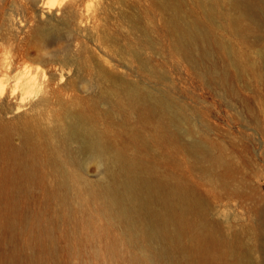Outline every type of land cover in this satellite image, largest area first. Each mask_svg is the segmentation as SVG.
I'll return each instance as SVG.
<instances>
[{
  "label": "bare ground",
  "instance_id": "obj_1",
  "mask_svg": "<svg viewBox=\"0 0 264 264\" xmlns=\"http://www.w3.org/2000/svg\"><path fill=\"white\" fill-rule=\"evenodd\" d=\"M60 1L63 20L37 29L42 50L56 49L69 38L67 25L85 32L90 16L83 15L82 3L106 0ZM152 1L163 15L171 54L223 97L247 71L261 74L264 48L258 49L255 61L249 55L242 63L240 53L213 28H229L231 34L247 39L257 31L258 18L264 17V0H194L206 24L186 9V0ZM126 18L138 35L135 46L123 53L151 76V61L145 57L141 65L140 50L155 51L159 44L139 17ZM51 51L45 63L72 67L77 77L92 76L93 68L80 55L71 54L70 46ZM216 54L226 60L225 65H217ZM231 67L237 71L232 80ZM95 71L98 81L78 82L61 73L59 79L48 76L44 88L39 89L34 78L20 88L21 76L31 70L8 42L0 43V264H11L15 253H24L28 264H46L47 256L57 254L59 238L72 236L76 241L82 229H88L89 237L92 221L80 219L76 206L82 210L91 203L108 220V226L94 236L112 237L106 245L109 256L128 264H264L254 256L257 248H264V212L250 208L251 221L235 228L228 219L217 217L219 210L210 203L209 199L258 203L260 197L243 166L211 139L207 124L169 94H156L151 87L123 77L113 79L100 65ZM80 90H87L88 97L78 96ZM152 145L165 151L161 158L167 169L154 161L158 155ZM89 162L100 169L96 181L85 178ZM197 176L201 179L197 187L205 196L192 184ZM35 194L45 206L33 200ZM114 229L118 233L112 235ZM8 245L12 251L5 250ZM32 245L37 253H27Z\"/></svg>",
  "mask_w": 264,
  "mask_h": 264
},
{
  "label": "rangeland",
  "instance_id": "obj_2",
  "mask_svg": "<svg viewBox=\"0 0 264 264\" xmlns=\"http://www.w3.org/2000/svg\"><path fill=\"white\" fill-rule=\"evenodd\" d=\"M0 3V43L8 42L16 54L22 58V62L31 70L30 74L24 73L21 76L20 88L23 85L25 88L31 78L36 80L39 89L44 88L45 81L52 74L55 76H53L54 78L59 79L61 73H64L65 79L78 82L83 78L90 80L97 78L96 81H98L99 77L95 70L97 65H100L104 70L112 73L113 79L118 80L119 77H123L128 81L151 87L156 94H169L184 107L191 109L201 121L207 124L211 139L224 147L227 157L235 160L241 167L243 166V170L250 175V177L246 176V179L250 181L253 192L260 197L258 203L225 199L224 202H218L209 199L211 205L219 210L217 217L226 218L235 228H239L251 221L248 216L250 208L255 206L264 212V63L260 64L258 69L261 74L247 71L241 79L234 80L231 92L227 91L223 97V94L211 88L188 63L171 54L170 39L163 31V15L154 6L152 0H106L101 3L85 1L80 7L83 15L90 16L85 32H77L76 26L70 24L66 27L62 23V27H66L69 31V38L66 37L55 46L56 49L51 47L47 51L42 50L39 45L37 29L39 26L47 25L50 21L56 23L63 20L62 8L64 6L62 2L60 0H0ZM185 7L206 24L202 10L198 8L194 0H186ZM219 9L222 12L226 10L225 7H219ZM126 16L139 17L159 44V49L155 51L140 50L142 55L140 64H145V57L151 61L153 70L151 76L140 69L139 63L130 54L123 53L124 51L129 52L131 47L135 46L134 35H138L135 31L134 33L131 31ZM219 23L226 27L223 21ZM258 25L257 31L247 39H240L231 34L229 28H227L229 31L216 28L213 30L234 46L242 57L240 61L244 63L249 55L252 57L250 61H255L258 49L264 48L263 16L258 18ZM82 45H85L86 49L81 47ZM68 46L71 48V54L80 55L83 58L82 61L88 62L93 68L92 76L81 73L77 77L72 67L66 68L61 63L44 62V60L50 59L48 53L51 50L53 52H55L54 50L63 51ZM39 53L41 54L39 55ZM215 60L218 66L225 65L226 60L221 55L216 54ZM228 72L231 80L237 75L234 67L229 68ZM43 79L45 80L43 81ZM101 79L102 77H100ZM103 83L105 86L108 84L106 81ZM13 84L15 85V83ZM83 85L82 87L86 86ZM77 95L87 98L88 92L80 90ZM13 116L16 115H9L10 118ZM102 121L105 123L104 120ZM116 121L121 122V116H118ZM115 133L116 130H112L111 137ZM117 141L122 144V137H119ZM19 142V140H15L17 145L20 144ZM153 148L157 151L155 155H158L154 161L162 169H167L161 158V156H165V151L160 146L159 148L153 146ZM131 150L133 149L131 148ZM85 167L87 168L85 178L88 181H96L101 178L100 169L93 162L87 163ZM76 171L82 174L80 168L79 170L76 168ZM198 179L200 176L192 178V184L197 188L198 193L205 196V192L197 187ZM203 182L208 183L207 180ZM37 199H39V203H42V206H45L41 196L35 194L33 200ZM22 200L24 202V198ZM33 204H35L34 201ZM76 209L81 212L80 219H91L90 231L93 236L88 237V229H82L78 232L76 241L72 236L69 240L59 238L55 245L57 254L55 252L54 255L47 256L45 263L128 264L126 259L109 256L106 245L111 242L112 237L94 236L95 233H100L103 227L108 226V220L102 216L97 205L91 203L87 207L81 208L82 210L78 209V206ZM20 210L25 211L24 203L21 204ZM45 214L49 216L48 211H45ZM117 233V229L112 230V235ZM56 236L59 237L60 232ZM255 245L259 247L260 244L255 241ZM5 250L12 251V246H5ZM37 252V248L33 245L27 251L30 254ZM15 254L11 264H28L24 253ZM254 256L264 263V248L260 250L257 248Z\"/></svg>",
  "mask_w": 264,
  "mask_h": 264
}]
</instances>
